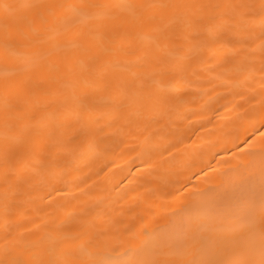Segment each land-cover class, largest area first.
I'll return each instance as SVG.
<instances>
[{
  "label": "bare ground",
  "instance_id": "1",
  "mask_svg": "<svg viewBox=\"0 0 264 264\" xmlns=\"http://www.w3.org/2000/svg\"><path fill=\"white\" fill-rule=\"evenodd\" d=\"M0 264H264V0H0Z\"/></svg>",
  "mask_w": 264,
  "mask_h": 264
}]
</instances>
